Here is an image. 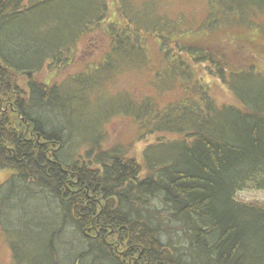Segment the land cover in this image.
I'll return each instance as SVG.
<instances>
[{
  "label": "trees",
  "instance_id": "obj_1",
  "mask_svg": "<svg viewBox=\"0 0 264 264\" xmlns=\"http://www.w3.org/2000/svg\"><path fill=\"white\" fill-rule=\"evenodd\" d=\"M47 1L0 0V170L9 171L0 182V228L15 264H264V200L236 196L239 190L264 189V99L262 104L258 98L252 102L238 92L236 82L227 76L233 74L232 67L227 68L221 59L226 56L235 61L241 66L240 72H234L237 78L251 80V68L254 78L260 74L258 69L264 70V52L258 50L264 43L254 37L253 50L249 39L232 52L223 47L228 35L199 37L206 28L222 27L218 23L226 27L224 12L232 17L237 11L246 12L250 0H207L211 10L205 25L202 21L192 33L197 40L187 38L192 36L189 30L176 29V21L186 20L182 13L176 21L169 19L159 14L154 0L139 4L75 0L65 11L74 21L66 30L68 41L44 54L40 40L52 34L58 19L54 22L44 13L32 17L23 32L12 24ZM91 28L97 31L93 41L96 62L84 61L85 69L76 79L70 76L49 84L34 78L44 62L58 64L60 47L74 44ZM149 35L173 53L160 56L162 69L156 72L160 81L172 79L182 89L177 100L167 104L168 109H159L151 118L150 106L141 104L140 111L139 105L136 108L132 101L120 99L118 109L111 104L102 114L93 140L80 143L63 123L48 125L44 114L58 115V107L88 110L86 92L75 93L81 87L86 91L91 87L93 92L117 71L144 67L149 61ZM17 58H23V63ZM188 61L207 68L226 92L210 81L198 82L202 76ZM116 110L136 121L146 122L149 117L145 126L157 125L150 132L167 135L165 140L145 145L144 173L139 174L141 165L135 156L116 148L102 149L96 143L101 139L97 132ZM70 138L76 147L88 146L84 154L77 153L71 143L73 150L64 151ZM34 189L54 203L46 209V221H31L11 212L12 199L22 196L20 190L30 193ZM156 191L171 207L158 218L164 225L153 224L150 213L139 211L144 198ZM137 192L141 196H128ZM68 228L73 233L69 247L63 239ZM170 228L182 229V239L178 240L179 235L161 239V230Z\"/></svg>",
  "mask_w": 264,
  "mask_h": 264
},
{
  "label": "rangeland",
  "instance_id": "obj_2",
  "mask_svg": "<svg viewBox=\"0 0 264 264\" xmlns=\"http://www.w3.org/2000/svg\"><path fill=\"white\" fill-rule=\"evenodd\" d=\"M133 1L139 4L142 3V1L146 0ZM260 1L264 0H250V5L248 9L245 10L246 12L237 11V16L234 14L235 16L232 17L231 15H227L224 12L223 17L226 19V22H229V24L225 27L221 23H218L222 27L212 28L210 30H208V28L204 29V33H201V36H199L200 39L203 40L204 38L214 35L219 36L218 38L228 35L229 37L225 39L226 42H224L223 47L227 51L232 52L235 51L234 46L236 48L237 45H247L249 39H251L252 49V42L254 37L261 38V40L259 41L264 43V4L260 5ZM154 2L158 3L159 14H163L167 18L174 21H176L178 15L182 13L186 20L182 19L181 24H179V21H176V29H180V27H182L183 30H189L192 36H188L187 38L192 40H197V38H195L193 34H195L194 32H196V30L201 25H203L202 21L205 25V20L207 19L208 12L211 10V7L210 10L208 8L209 1L207 0H154ZM72 3L75 4V0H49L46 4L38 5L34 11H31L30 13H24L21 18L16 19L12 24V28L21 30L23 32V30L28 28V25L30 24L29 20L32 17L36 16L37 18L43 13L47 16L49 15V18L54 22H56V20L58 19L57 28L51 29L53 30L52 34H49L46 37L47 39L45 38V41H42L44 37L40 40V45L43 48L42 50L44 54H47L57 45V43L64 44L68 41L69 36L66 34V30L73 27L72 23H74V21L72 19L73 17L69 14H66L65 11L71 8ZM62 11H64V13H62ZM217 15H219L217 21H220L222 19V14L218 13ZM241 22H243V25L238 26V24ZM38 23L39 20L37 19L36 24ZM53 26H56V24L54 23ZM208 26L209 23H207V27ZM49 31L50 30H48L47 32ZM174 31L175 30H173V32ZM254 31L255 33H253ZM96 32L97 31L95 29L93 30V28H91L87 32H83L82 34H80L79 38L76 39L74 44H67L70 49L67 48V45L60 47L58 49V53H60L58 64H52L48 61L44 62L45 64H43L40 71L34 73V78L46 81L49 84H52L53 82L59 83L63 79H66L70 76L76 79V75L79 74L81 69H85V63L90 62L92 64V61L96 62L95 55L97 49L93 45ZM162 32L165 34L166 31ZM146 38L148 40L146 41V44L149 51V61L144 67L138 70L117 71L112 76L106 77V81L102 82L103 85L99 86L98 88H94L93 92L91 90V87L88 88L87 91L84 87H81V90H77L75 91V93H79V96H81L86 92V99L89 102L87 101L85 104L87 109H91V111L89 112L88 110L71 107L63 110L61 107H58V109H60L58 111V115L52 114L51 111L44 114V119L47 121L48 125H51L52 122L58 124L63 123L64 126H67L70 135H72V137H75L77 143H80L93 140L92 138L93 136H95L93 129L98 128L99 122L102 120V114L109 110V106L111 107V104L114 105V109H118L116 108V102L120 99L124 101H132L136 108L139 105L140 111L143 110L141 108V104L142 106L143 104L148 105V107L150 106L152 114L151 118H154L159 109H168L167 104L174 101L175 98L179 97L180 91L182 92V89L181 86L177 87L176 81L173 82L172 79L169 80L168 78H164L160 81V77H156V72H159V70L162 69L161 62L163 61L161 60L160 56H162V54L164 53H173L171 52L172 50L170 48H161L162 46H167V44L160 43L159 40L153 39V37L150 35ZM214 38L215 40L217 39L216 37ZM217 44L218 42H214L213 45L216 46ZM71 48L73 50H71ZM258 50L260 52H264L263 45L260 46ZM36 59L37 57L33 61H35ZM221 59H223L222 61L226 63L227 68L232 67V69H234H231V71H233V74L227 73V76L230 78V80L233 79V81L236 82L238 92H242L244 95L248 96L252 102L255 98H258L259 103L262 104L264 99V88L262 86H259L260 84L262 85L264 83V70H261V68L258 69V72L260 74L258 77L254 78L253 75L255 74V71L253 68H251V80L249 79L248 81H244L243 79L237 78L238 76L234 74V72H240L239 69L241 68V66L235 64V61L227 58L226 56L225 58L221 57ZM16 61L19 63H23V58H17ZM50 63L52 64V66H49L51 65ZM193 63L194 62L188 61L190 67H192L194 71H197L196 73L198 75L202 76H200L201 78L198 79V82L202 83L210 81V84H216V86L218 87L217 89H219L221 93L224 91L226 92V88L224 87V85L219 82L216 76L208 73L206 71L207 68L205 70L202 67V64H200V67H198L196 65H193ZM261 63H264V60H261ZM181 64L184 65L183 63ZM199 68H202L201 72L199 71ZM84 73H86V71ZM183 76L189 78V76L186 74H183ZM233 76L236 77L233 78ZM194 77L196 76L194 75ZM184 81L186 82V80ZM89 83L90 81H87L86 84ZM171 83L173 85L165 88V86ZM74 103L77 104L76 101ZM106 105L107 109L103 107ZM129 108H131L130 103ZM146 119V122H143V120L136 121L132 118V116L118 112V110H116L106 120V122H104L103 128L100 129V132H97L98 134L101 133V135L99 136V138L101 139L96 143H100V148L102 149L116 148V150L128 152L129 156H135L139 160V163L141 165V171L139 174H141L142 172L144 173V169H146V163L142 159V153L144 151L143 149L145 148V145L147 143L154 142L159 138H163V140H165L164 137H167V135L163 133L158 134L152 131L150 132L149 128L155 130L154 127H157V125H153V123H150L148 126H145V124L148 123L149 117H147ZM69 143H71L73 147H75L76 152L80 154H84L86 148L88 147H76L75 142L73 144L70 138L64 144V151L69 152L70 149H72L71 147H69ZM169 149H171V147ZM8 172V170H0V182L8 176ZM20 191H23L21 192L22 196H18L12 199L15 202L17 201V203L13 202V204L15 205L14 207H10L11 212H16L17 215L20 214L23 217L29 218L31 221H46L49 216V213L46 209H50V207L48 206L54 205V203H52V199L46 198L43 195L44 193L38 189H34L30 193H26L25 190ZM155 193L156 194L153 196L144 198L145 202L142 206H140L141 209L139 211L143 214H146L147 212L150 213V219L153 224L158 225L157 223L160 222V224L164 225L163 222H158V218L161 215L164 216L166 212L171 211V207L168 205L169 202L166 204L167 200L159 191H156ZM138 194V192L136 194L128 193V196L137 198V196H141ZM236 196L243 198L244 200H264V189H243L239 190ZM53 201L57 205L56 200L53 199ZM129 205H136V203ZM21 210L23 211V213H21ZM51 211L53 213V210ZM130 212L134 214L135 211L131 210ZM10 216L14 217L13 214H11ZM181 231L174 228L161 230V234L164 237L161 239L164 240L167 237L171 238L172 236L176 237L177 235H179L178 240H180L182 239L183 234ZM24 232L27 234V236H32L29 228L25 227ZM72 234L73 233L71 232V229L68 228L63 235V239L67 240L68 242L67 247H69L68 240L71 239L69 236H71ZM35 235L36 233H34L33 239L37 237V235ZM75 250L76 248L73 250V252H76ZM0 264H15L11 255V249L8 245V242H6V240L4 239L1 228Z\"/></svg>",
  "mask_w": 264,
  "mask_h": 264
}]
</instances>
